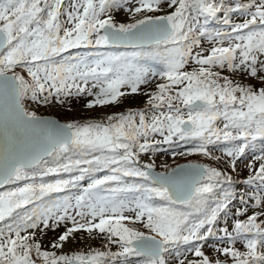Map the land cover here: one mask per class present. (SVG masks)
<instances>
[{"label":"snow or ice","instance_id":"snow-or-ice-1","mask_svg":"<svg viewBox=\"0 0 264 264\" xmlns=\"http://www.w3.org/2000/svg\"><path fill=\"white\" fill-rule=\"evenodd\" d=\"M233 2L123 0L132 5L125 10L134 22L117 23L110 9L122 8V0H0V187L32 181L0 192V264H132L131 257L138 258L136 264H169V259L174 264H264V155L256 157L262 161L258 169L248 165L251 174L242 183L255 191L241 193L244 207L234 215L245 216L250 201L259 211L235 219L231 230L215 228L221 214L227 224L229 205L237 199L230 191L231 176L199 164L155 173L154 164L142 165L139 159L152 143H193L189 154L210 157L209 145L244 141L226 152L235 170L247 143L264 141V0ZM165 5L173 10L147 15ZM221 12L230 30L213 33L206 25ZM231 12H239L242 22L231 21ZM141 13L143 18L135 19ZM201 37L212 45L207 53ZM106 46L139 51L101 53L93 62L70 52ZM147 60L160 67L146 66ZM224 72L254 82H237ZM142 86L153 89L144 93L145 108L102 121L59 123L26 106V101L64 104L85 94L91 97L84 105L88 109L115 106ZM150 134L163 139L150 141ZM74 170L80 175L36 182L37 176ZM99 172L106 174L93 175L76 198L74 216L67 202L62 215L59 209L42 215L20 211ZM50 221L72 224L65 223L52 249L84 231L100 234L108 250L71 256L42 250L36 232L29 230L51 227ZM211 238L227 245L215 247V259L196 243ZM237 241L244 251L234 247Z\"/></svg>","mask_w":264,"mask_h":264},{"label":"rangeland","instance_id":"rangeland-1","mask_svg":"<svg viewBox=\"0 0 264 264\" xmlns=\"http://www.w3.org/2000/svg\"><path fill=\"white\" fill-rule=\"evenodd\" d=\"M240 3H248L249 0H239ZM68 3V0H65V4ZM123 3V0H122ZM134 4V0H133ZM132 5L128 3H123L122 8H112L110 9V13L112 14L114 20L117 23H132L134 22L133 17L131 14L126 11L128 7ZM173 9L168 8L166 5L164 6L163 11L157 12V13H147V15H164L168 12L172 11ZM239 13V12H238ZM144 13L138 14L135 19L143 18ZM229 19L233 22H240V16H238V19L236 17H233L232 14H228ZM223 18L224 14L221 17V19L212 26L209 30L215 33L216 31L225 32L229 31L224 24H223ZM63 19V17H62ZM201 46L207 53V50L212 46L207 37H201ZM107 47V46H106ZM106 47H92V48H80V49H72L70 50L72 55H87L89 57L90 62H93L95 59L99 57V54H118L119 51H105ZM133 51H139V49L135 50H124L121 52L125 53H131ZM65 56L68 55V53L64 54ZM154 60H147L146 65L154 63ZM188 70H191L189 67ZM224 75H229L231 77L230 73L224 72ZM237 82L242 83H249L251 81V78L248 79H242L240 75H237L235 77H231ZM254 82V81H251ZM258 83V82H256ZM90 87V85H89ZM153 89L148 86H142V90L138 94H133L130 96H127L123 98V103L119 105H108L104 107H94L92 109L86 108L84 105L87 103L88 100L91 99V97H88L86 94L84 96L80 97H69L68 100L64 104H59L53 101L49 104H37L32 103L31 101H26V106L29 107V110L35 111L36 114L40 117L42 116H48V117H54L57 120L67 123V122H88V121H102L106 120L108 115H113L121 112H127L129 109L135 110V109H143L146 106L147 96L144 94L147 91H152ZM137 109V110H138ZM150 141L153 139L156 141H162V137L159 134H150L149 136ZM259 140V139H257ZM155 144V143H152ZM259 144V143H258ZM251 141L247 143V147H250ZM259 152L255 151V153H247V151H244V154L240 156L238 159L235 160V170H233L231 166V162L233 160V157H230L226 155L225 152L221 150H214L211 154V156H205L200 153H192L189 154L188 151L182 150L176 154H161L158 156H153L152 154H146L149 152V150L142 154L141 157H139L141 164H154V170L158 172H167L168 170H165L167 167L171 166L172 163H201L206 162L209 167L217 168L218 170L226 173L227 175L231 176L234 185V188L232 192L236 194L237 199H234L232 203L229 205V214L227 217V224L225 223L226 218L221 214V216L218 219V223L215 225L216 229L223 228L225 226L229 227V230H231V225L234 222L235 219L245 220L247 218V215H251L255 211H259V209L252 208L253 201H250L248 204V212L245 216H235L234 213L237 208H243L244 206L240 204L238 197L241 195V193L247 191V192H253L255 189H251L249 186L244 185L242 182L248 178V176L251 174L250 169L248 167L249 164L253 166V170L258 169L259 164L262 161H259L256 159L257 156L264 155V143L260 144L258 147ZM263 149V151H262ZM216 157H219V159H216ZM205 163V165H207ZM203 164V163H201ZM178 165V164H177ZM176 166V165H175ZM174 167V166H173ZM172 167V168H173ZM163 170V171H162ZM32 181H20L17 184H7L6 187L0 190V192L10 191L18 186H23L24 183H30ZM37 182V181H36ZM38 183V182H37ZM91 182H85L84 184L80 186H76L74 188H65L61 192L57 193H51L48 195H45L43 198L34 201V203L29 204L26 206L24 214L26 215H32L35 213L36 215H42L46 211L51 210L53 212H57L59 209V212L57 214L62 215L63 214V208L61 207L63 204L70 203L73 205V207H69L68 212L70 215H75L76 209V198L84 195V190L87 188L88 184ZM102 194V193H101ZM102 195H107V193H104ZM77 220H80V218L77 216ZM261 220H264V217H260ZM84 221H82L83 223ZM65 223H67L68 227H71V221L61 222L59 226H56L54 222L50 221L51 227L44 228V226L41 224L38 229L36 230H29V231H35L36 232V239L41 242L42 250H48V251H56L57 254H63V255H74L79 253L87 254L89 251L93 249H97L100 251H107L104 247L105 240L101 237L100 234H94L93 236H90L88 233L84 231H80L77 233H74L73 235L76 236V238L68 244L67 247L60 248V249H52L50 247L51 243L65 231ZM2 226V225H0ZM42 229V231H41ZM141 231L147 232V230L140 228ZM222 235V233H219ZM201 245L202 251H204L205 255H208L210 258H217V253L215 252V247H225L226 244L220 243L214 238H211L207 241V243L203 241L196 242ZM184 247L182 246L181 251H183ZM237 249L244 251L243 244L240 241H237L234 245ZM109 248L111 250L116 251L118 250L116 246L109 245ZM185 255L189 259H196L190 252H186ZM183 258V257H181ZM219 259L223 260L224 257H218ZM130 259V258H129ZM137 261H132V264H136ZM39 264V262H38ZM169 264H174V261L172 259H169Z\"/></svg>","mask_w":264,"mask_h":264},{"label":"trees","instance_id":"trees-1","mask_svg":"<svg viewBox=\"0 0 264 264\" xmlns=\"http://www.w3.org/2000/svg\"><path fill=\"white\" fill-rule=\"evenodd\" d=\"M217 2H218V0H217ZM230 2H233V0H230ZM234 6H235V3L233 2V7ZM223 14H224L223 12L218 13L216 18L210 19L208 25H206V28L208 30L210 28H212V26L215 25L221 19ZM230 14H232V16L236 17L237 19H238V16H240L239 20H240V22H242L243 17H241V15L238 12H231ZM201 22H202V20H201ZM105 51H108V52L119 51V52H121L123 50L122 49L111 48V47L107 46L105 48ZM146 66H150V67H154V68H159L160 67L156 62H154L152 64H148ZM137 109H135V110H137ZM241 143H244V141H229V142L221 141V142H217V143H215L213 145H209L208 149H209L211 154H212V152L214 150H218V149L226 153L228 150H231L232 147L235 144H241ZM262 143H264V141H261V140L251 141L250 147L245 148V150L247 151V153H255L256 154L255 151L259 150L258 147ZM192 148H193V143H184V142H179V143H176V144H165V143L151 144V147L149 148V152H147L146 154H152L153 156H158V155H161V154H176V153H178V152H180L182 150L190 152V150ZM262 151H263V149H262ZM257 152H259V151H257ZM142 154H140V157L142 156ZM200 154H202V153H200ZM201 163H203L205 165L206 162H201ZM177 164H179V162L178 163H172V165L167 167L165 170H169V169H171L173 166H175ZM52 166H54V165H52ZM207 166H208V164H207ZM252 169H253V166H252ZM249 173H251V172H249ZM105 174L106 173H104V172H99V173H95V174H85L83 180L79 181L75 186H69L67 188H74V187L80 186V185H82V184H84L85 182H88V181L92 182L93 175H95V177L99 178V177H102ZM75 175H80V173L78 171H75V170L72 173H66V172H62L61 171V172H58V173H53V174H49L47 176H43L42 178L40 176H37L36 177V181L38 183H40V182H43V183H55V181L60 180V179H71ZM234 185L235 184L232 181V185H231L230 191L233 190ZM113 186H115V185H113ZM225 187H227V185H225ZM217 191H219V189H217ZM102 194H104V193L102 192ZM120 195H130V194H120ZM210 203H212V202L210 201ZM213 206H214V204H213ZM20 211L22 213H24L25 209H22ZM135 259H137V258L130 259V260L131 261H136Z\"/></svg>","mask_w":264,"mask_h":264},{"label":"water","instance_id":"water-1","mask_svg":"<svg viewBox=\"0 0 264 264\" xmlns=\"http://www.w3.org/2000/svg\"><path fill=\"white\" fill-rule=\"evenodd\" d=\"M111 47V46H110ZM114 48H117V47H114ZM118 48H120V49H134V48H132V47H125V46H120V47H118ZM43 118H45V119H51V120H56L57 122H59V123H63V122H61V121H59V120H57L56 118H54V117H48V116H42ZM189 164H199V165H203V164H200V163H181V164H178V165H176V166H174L173 168H171V169H176V168H180V167H183V166H186V165H189ZM153 171L155 172V173H161V172H158V171H156V170H154L153 169ZM6 185H4L3 187H0V189H3L4 187H5Z\"/></svg>","mask_w":264,"mask_h":264},{"label":"bare ground","instance_id":"bare-ground-1","mask_svg":"<svg viewBox=\"0 0 264 264\" xmlns=\"http://www.w3.org/2000/svg\"><path fill=\"white\" fill-rule=\"evenodd\" d=\"M75 238H76V236H75ZM73 240H74V239H71V238H70L69 241H68L67 243H65L64 246H63L62 248L64 249L65 247H67L68 244H70Z\"/></svg>","mask_w":264,"mask_h":264},{"label":"flooded vegetation","instance_id":"flooded-vegetation-1","mask_svg":"<svg viewBox=\"0 0 264 264\" xmlns=\"http://www.w3.org/2000/svg\"><path fill=\"white\" fill-rule=\"evenodd\" d=\"M135 257H131L130 259H134ZM136 261L138 260V258L137 259H135Z\"/></svg>","mask_w":264,"mask_h":264}]
</instances>
